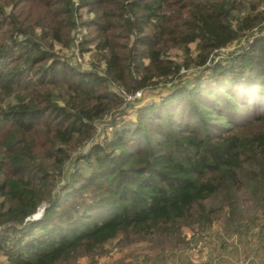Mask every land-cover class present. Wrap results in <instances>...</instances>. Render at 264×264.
I'll list each match as a JSON object with an SVG mask.
<instances>
[{
  "label": "trees",
  "instance_id": "trees-1",
  "mask_svg": "<svg viewBox=\"0 0 264 264\" xmlns=\"http://www.w3.org/2000/svg\"><path fill=\"white\" fill-rule=\"evenodd\" d=\"M263 29L264 0H0L5 264H58L120 236L185 244L183 228L206 233L220 213L231 237L249 234L235 214L246 166L264 203ZM57 45L90 54V68ZM161 87L160 102L74 156L130 104L123 95Z\"/></svg>",
  "mask_w": 264,
  "mask_h": 264
},
{
  "label": "rangeland",
  "instance_id": "rangeland-1",
  "mask_svg": "<svg viewBox=\"0 0 264 264\" xmlns=\"http://www.w3.org/2000/svg\"><path fill=\"white\" fill-rule=\"evenodd\" d=\"M83 17L86 18L88 15L85 11H82ZM82 34L76 35L78 40H81L83 36L86 34V29H80ZM264 30V29H263ZM247 40L244 41L242 38L238 42L229 46V48L225 49L221 52L220 56L217 58L221 60L224 55L230 52H239L241 48H245L247 41L251 42L255 38H257L256 29L250 33H247ZM263 34V33H262ZM56 55L61 60L70 59L71 62L79 68L89 69L91 57L90 54L85 53L83 56H75L76 50L74 49H66L59 45L55 46ZM190 50L192 51V55L195 56V44L190 45ZM79 54V53H78ZM80 55V54H79ZM170 57L174 59L178 63L183 62V54L179 50H172L169 53ZM115 90V89H113ZM167 92L163 89V87L158 90H147L144 93L138 96V101H134V98H129L127 95H123L125 102L130 103L125 106L123 110L118 112H112L108 116H106L101 122L96 124V135L94 139L90 143H85L78 150L79 152L75 153L74 156L78 154H84L91 145L94 144H103L107 139L108 141L111 138L112 128L123 127L126 126L127 123L132 122L136 118L137 110L144 106L145 104L150 103H158L160 100L165 97ZM7 102H14L13 99H9ZM77 158V157H76ZM76 158H73L75 160ZM70 164V163H69ZM67 165L66 169H70V173L74 172V169L71 166ZM85 172V171H84ZM256 173V170L253 169L252 166H246L245 176L246 179L242 180V186L240 191L237 193V203L238 209L235 214V219H239L242 222L241 230L248 226L249 234L258 233L261 230L259 228H263L264 226V203L262 202V198L259 193H256L258 190L254 188V185H251L248 181L250 175ZM257 176V173H256ZM60 182V183H59ZM61 184V180L58 181L56 188ZM219 199H213L212 203L214 206L218 205ZM46 204L42 203L37 210V213L33 219H37L41 216L44 211ZM39 213V214H38ZM38 214V215H37ZM214 221L206 233H198L194 235L193 233L196 231H192L188 228L182 229V238L185 240V244H177L174 239L171 242H162L160 245H156L157 242L154 241H142V240H130L127 241L123 237H118L114 240L108 242L104 248L94 254V255H85L81 253H77L73 255V257L69 260L59 262L58 264H149V259L157 258L162 256L163 252L169 254H174V257H170V263L173 264L176 259L175 253H186L191 260L198 261L199 254H205L206 251L211 250V252H215V249L220 246L222 240L225 239V244L228 246L230 254L235 256L238 260L239 257V247L240 241L235 240L232 241L233 237L230 235L231 229L226 226L227 223L224 222L223 214H215ZM233 227V226H232ZM243 231V230H242ZM264 231V230H263ZM240 238V237H239ZM236 244V246L233 245ZM256 243V242H255ZM177 254V253H176ZM214 255V254H213ZM6 262V257L0 253V264Z\"/></svg>",
  "mask_w": 264,
  "mask_h": 264
},
{
  "label": "crops",
  "instance_id": "crops-1",
  "mask_svg": "<svg viewBox=\"0 0 264 264\" xmlns=\"http://www.w3.org/2000/svg\"><path fill=\"white\" fill-rule=\"evenodd\" d=\"M232 241L239 240V257L238 260L230 254L228 246L225 244V239L222 240L220 246L215 249V252L211 250L206 251L205 254H199L198 261H193L186 253L176 252V259L173 264H264V238L258 233L243 234L239 237H233ZM256 242V243H255ZM236 246L235 243H233ZM214 254V255H213ZM170 257H174V254L163 252V258L160 256V260L157 258L149 259V264H171ZM1 263V264H5ZM148 264V263H147Z\"/></svg>",
  "mask_w": 264,
  "mask_h": 264
},
{
  "label": "built area",
  "instance_id": "built-area-1",
  "mask_svg": "<svg viewBox=\"0 0 264 264\" xmlns=\"http://www.w3.org/2000/svg\"><path fill=\"white\" fill-rule=\"evenodd\" d=\"M140 94H136V97H138ZM129 97V96H128ZM129 98H134V97H129Z\"/></svg>",
  "mask_w": 264,
  "mask_h": 264
},
{
  "label": "water",
  "instance_id": "water-1",
  "mask_svg": "<svg viewBox=\"0 0 264 264\" xmlns=\"http://www.w3.org/2000/svg\"><path fill=\"white\" fill-rule=\"evenodd\" d=\"M34 218V216H31L29 219H33Z\"/></svg>",
  "mask_w": 264,
  "mask_h": 264
}]
</instances>
